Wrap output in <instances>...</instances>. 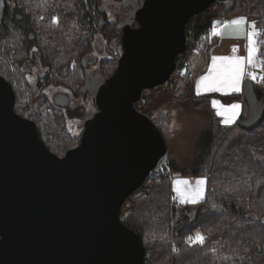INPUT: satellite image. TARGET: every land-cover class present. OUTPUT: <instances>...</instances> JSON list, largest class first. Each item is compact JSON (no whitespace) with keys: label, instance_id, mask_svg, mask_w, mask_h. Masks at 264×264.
Listing matches in <instances>:
<instances>
[{"label":"trees","instance_id":"obj_1","mask_svg":"<svg viewBox=\"0 0 264 264\" xmlns=\"http://www.w3.org/2000/svg\"><path fill=\"white\" fill-rule=\"evenodd\" d=\"M143 1L6 0L0 25V75L14 90L15 111L35 122L42 141L58 156L78 146L81 136L69 129L63 107L28 86L24 66L33 56V47L46 69L42 82L78 94L86 83L85 70L91 66L87 58L100 35L105 55L95 63L102 84L114 74L123 53L122 20L137 26L132 11ZM228 16L255 21L264 62V0L217 1L193 15L185 27L186 54L210 34L217 20ZM260 74L264 76V63ZM173 79L148 89L150 95L145 98L144 90L137 109L152 118L161 113L165 117L166 110L160 109L174 97ZM255 91L264 102V79L255 83ZM39 96L42 100L37 102ZM216 96L179 98L209 116L199 132L194 157L181 164L169 155L167 165L160 168L166 172L150 174L121 208L124 225L142 239L144 264H264V119L252 130L240 127L238 121L249 111L244 99L240 119L226 125L212 105ZM172 174L206 177L204 199L195 205L174 202ZM197 233L205 238L203 244L189 242L188 237L195 238Z\"/></svg>","mask_w":264,"mask_h":264},{"label":"water","instance_id":"obj_2","mask_svg":"<svg viewBox=\"0 0 264 264\" xmlns=\"http://www.w3.org/2000/svg\"><path fill=\"white\" fill-rule=\"evenodd\" d=\"M217 1L226 0L143 1L138 25L122 28L123 53L96 89V111L83 121L80 143L63 157L15 111L14 90L0 75V264H144L142 239L120 211L152 171L167 165L169 147L162 113L154 119L136 104L144 90L170 83L187 51V22ZM5 11L0 0V25ZM243 97L249 111L238 124L252 130L264 119V102L250 79ZM54 101L66 107L69 97Z\"/></svg>","mask_w":264,"mask_h":264},{"label":"rangeland","instance_id":"obj_3","mask_svg":"<svg viewBox=\"0 0 264 264\" xmlns=\"http://www.w3.org/2000/svg\"><path fill=\"white\" fill-rule=\"evenodd\" d=\"M138 11V8L134 7L132 11V16H136ZM229 19H232L235 16H228ZM131 24L130 20L127 21V19L122 20V28L127 25ZM258 30V29H257ZM258 41V38H256ZM259 44V43H258ZM104 42L100 35L97 36L95 43H94V49L92 52V55L88 56L87 61L89 63H92L94 61H97L99 58L104 57ZM246 50V47H243ZM233 55H236L237 53H232ZM212 54L209 52L208 46H207V38H202L198 44L195 50H193L190 55L189 59L187 61V65L184 67L182 72L177 75L175 74L172 78L173 79V99L172 101L166 103L160 110H166L165 117L163 119V126H162V132L164 134V137L167 141L168 147H169V155L173 157V159H176L181 164H184L186 161L194 157V146L198 140L199 132L204 128V126L209 123V116L206 113L197 112L194 111L191 107V104L186 101H180L179 98L184 95H188V97L194 96H204L207 94H210L211 92L205 90L200 91L197 88V83L201 80L202 77H206L207 74L209 76L214 77L215 73L212 72V69L209 70L208 73H206V70L209 67L210 61L212 60ZM247 56V50L245 57ZM32 61L29 65L32 66L34 63H36L38 66H42L40 55L37 50H34L33 56L31 58ZM258 64L256 67H253L251 65H245L247 70L251 73H254L255 75L260 73L261 71V64L259 62H262V58L258 54L257 56ZM44 69V68H43ZM44 72L46 70L44 69ZM177 73V72H176ZM171 78V79H172ZM171 81V80H170ZM100 84L97 85V87ZM97 89V88H96ZM96 89L94 91L93 96L95 95ZM218 94L219 101H225L226 105H233L234 101H228L225 100L224 97L227 96V94H223V89L219 91H215ZM233 94V93H231ZM42 100V97L39 96L36 101L39 102ZM230 100V99H229ZM220 109L218 104L214 106V108ZM238 109H236L237 111ZM157 117V116H156ZM155 117V118H156ZM231 126L232 123H225ZM70 129V128H69ZM74 130V129H71ZM180 174H172L171 178L173 180V185H175L176 179L179 177ZM201 177V176H198ZM192 179V185H195L197 183L196 178ZM194 179V180H193ZM204 182H206V177L202 178ZM179 201H178V199ZM180 202L182 203V200L180 198V195L178 192H174V202ZM192 205V204H191ZM192 212V217H193Z\"/></svg>","mask_w":264,"mask_h":264},{"label":"snow or ice","instance_id":"obj_4","mask_svg":"<svg viewBox=\"0 0 264 264\" xmlns=\"http://www.w3.org/2000/svg\"><path fill=\"white\" fill-rule=\"evenodd\" d=\"M219 23V22H217ZM247 24L248 30L245 29V25ZM225 26H231L233 33L235 34V38H247V56H224V57H213V68L212 72L215 73V76H206L202 77L200 82L197 85V88H203L209 91H219L222 88L230 89L233 92H239L242 80L246 74L245 65H251L256 67L258 64L257 56L259 54V44L257 41V37L260 35V32L257 30V25L255 21L248 22L247 18L244 16L238 17L231 21H226ZM213 34L220 35V32L217 30H213ZM236 51L237 49H233ZM264 63V62H259ZM248 76L255 80L257 77L254 73H247ZM264 79V76L261 77ZM218 102L213 101V105L216 106ZM238 104H233L226 111L232 112L235 115L233 110L238 109ZM222 114V113H218ZM230 119V118H229ZM229 120H225V123H228ZM177 185V192L180 195L182 202L196 203L199 198V194L196 195H186L181 191L180 185H188L189 182L187 180H177L175 181ZM197 184H203V181H197ZM204 237L197 233L195 238L189 237L188 240L190 243H204Z\"/></svg>","mask_w":264,"mask_h":264},{"label":"crops","instance_id":"obj_5","mask_svg":"<svg viewBox=\"0 0 264 264\" xmlns=\"http://www.w3.org/2000/svg\"><path fill=\"white\" fill-rule=\"evenodd\" d=\"M238 17L241 16H235L232 19H229L230 17H225V18H221L219 20L216 21L213 30H217L220 32V35H215L213 34V30L210 32V34L204 36L203 38H207V46L209 49V52L213 55L212 56V60L210 61L209 67L206 70V73L209 72L210 69L213 68V57H224V56H245L246 54V50L243 47H246L247 45V38L246 37H242V38H235V34L232 31L231 26L226 27L225 26V22L226 21H231L233 19H236ZM247 18L248 22H251L247 16H244ZM219 22V23H217ZM245 29L248 30L247 28V24L245 25ZM258 38V37H257ZM237 49L236 51H234L233 49ZM232 53H237L236 55H233ZM190 55V54H189ZM189 55H188V59H189ZM246 68V66H245ZM247 71V68H246ZM207 76H209L207 74ZM244 78L242 80L241 86H240V91L239 92H233L230 89L227 88H222L223 89V94H227L228 95H237L238 97H240V100H236L234 101V104H238L239 108L236 111L233 110L235 112V115L232 114V112L230 111H226L227 109L230 108L231 105H226L227 103L223 100V101H219L218 97H213L212 98V105H213V101L218 102V106L220 109H216L215 110L218 113H222V114H218L221 118H222V123L225 124V120H229L228 123H236L240 117L241 114L243 112V82H244ZM200 82V81H199ZM198 82V83H199ZM197 83V85H198ZM200 91H205L202 88L199 89ZM209 92V90H207ZM211 93H216L215 91H210ZM233 93V94H231ZM218 95V94H217ZM214 107V105H213ZM230 118V119H229ZM231 124V125H232ZM228 125V124H226ZM192 176H181L179 175V177L176 180H187L189 182L188 185H180V189L182 192H184L186 195H196L197 193L199 194V198L197 199L196 203H189V202H182V203H188V204H192L195 205L198 202L202 201L205 197V193H206V182L203 181V176L201 177H194L197 179V181L202 180L203 184H195L192 185ZM194 180V179H193ZM177 185H173V190L174 192H177L176 190ZM177 198V197H176ZM178 199V198H177ZM179 201V199H178Z\"/></svg>","mask_w":264,"mask_h":264},{"label":"flooded vegetation","instance_id":"obj_6","mask_svg":"<svg viewBox=\"0 0 264 264\" xmlns=\"http://www.w3.org/2000/svg\"><path fill=\"white\" fill-rule=\"evenodd\" d=\"M19 19L21 20V16H19ZM33 48L34 50H36L35 47ZM31 62L32 61L28 62L24 66V70L26 72L25 78L28 81V86L32 90L37 86L38 93L36 95H38L39 92L42 91L43 93L42 97L48 98L53 103H55L54 98L56 97L57 94L63 93L68 95L69 97L68 106L66 107L61 106V107L65 109V112L69 118L68 127L70 128V130L74 129L71 131L81 136L84 125L83 121L85 120L87 114L96 111L93 94L95 89L97 88V85L100 84L99 75H98L99 67L95 63L96 61H94V64L91 63V66L85 70L87 76L86 83L78 94H71L67 89L63 87H53L50 86L49 84H44L41 79L44 78V76L46 75V72H44L45 68L40 65L38 66L36 63L30 66L29 64ZM258 75L262 77L260 73H258Z\"/></svg>","mask_w":264,"mask_h":264},{"label":"built area","instance_id":"obj_7","mask_svg":"<svg viewBox=\"0 0 264 264\" xmlns=\"http://www.w3.org/2000/svg\"><path fill=\"white\" fill-rule=\"evenodd\" d=\"M188 55L189 54H186V52L184 53V54H180L178 57H177V70H176V72H175V74H177V75H179L181 72H182V70L184 69V67L187 65V61H188ZM247 73H251L250 71H246V74H245V76H244V79H250V80H252L254 83H259L260 81H261V76L260 75H258V74H256V79L255 80H253V79H251L249 76H248V74ZM174 74V75H175ZM173 75V76H174ZM172 76V77H173ZM171 77V78H172ZM150 95V92H149V90H147V92L145 93V95H144V98L145 97H147V96H149ZM141 98H142V96H141ZM141 100V99H140ZM138 101L137 102V104H136V107L140 104V102L141 101ZM166 171L164 170V169H157V170H154V171H152L150 174L151 175H157V174H159V173H165ZM121 212V211H120ZM120 218H121V215H120ZM189 237H192L191 235L189 236ZM188 237V238H189Z\"/></svg>","mask_w":264,"mask_h":264}]
</instances>
